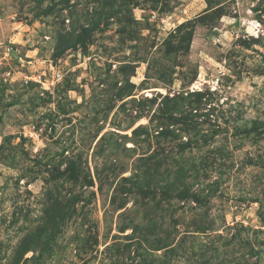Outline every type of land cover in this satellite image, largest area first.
Instances as JSON below:
<instances>
[{
    "label": "rangeland",
    "instance_id": "obj_1",
    "mask_svg": "<svg viewBox=\"0 0 264 264\" xmlns=\"http://www.w3.org/2000/svg\"><path fill=\"white\" fill-rule=\"evenodd\" d=\"M0 264H264V0H0Z\"/></svg>",
    "mask_w": 264,
    "mask_h": 264
},
{
    "label": "bare ground",
    "instance_id": "obj_2",
    "mask_svg": "<svg viewBox=\"0 0 264 264\" xmlns=\"http://www.w3.org/2000/svg\"><path fill=\"white\" fill-rule=\"evenodd\" d=\"M246 24H248L247 25L248 32H250L251 34H254L257 32V26L254 22H246Z\"/></svg>",
    "mask_w": 264,
    "mask_h": 264
},
{
    "label": "trees",
    "instance_id": "obj_3",
    "mask_svg": "<svg viewBox=\"0 0 264 264\" xmlns=\"http://www.w3.org/2000/svg\"><path fill=\"white\" fill-rule=\"evenodd\" d=\"M161 133V132H160Z\"/></svg>",
    "mask_w": 264,
    "mask_h": 264
}]
</instances>
